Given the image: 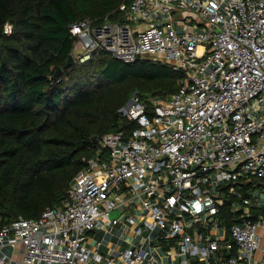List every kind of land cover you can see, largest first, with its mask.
<instances>
[{"label":"built area","instance_id":"2783aa9c","mask_svg":"<svg viewBox=\"0 0 264 264\" xmlns=\"http://www.w3.org/2000/svg\"><path fill=\"white\" fill-rule=\"evenodd\" d=\"M119 12L121 22L70 26L75 62L105 53L166 64L184 74L178 92L150 104L133 95L119 109L132 130L100 139L63 207L0 223V248L21 246L17 264H158L159 249L181 264H253L264 228V0H133ZM115 225L139 243L109 257L87 246Z\"/></svg>","mask_w":264,"mask_h":264},{"label":"trees","instance_id":"16d2710c","mask_svg":"<svg viewBox=\"0 0 264 264\" xmlns=\"http://www.w3.org/2000/svg\"><path fill=\"white\" fill-rule=\"evenodd\" d=\"M132 1L0 0L1 225L63 207L100 139L134 127L119 113L133 95L150 104L178 92L184 74L162 63L127 64L99 53L64 68L75 47L73 23L121 22L119 7Z\"/></svg>","mask_w":264,"mask_h":264},{"label":"crops","instance_id":"0c3cea01","mask_svg":"<svg viewBox=\"0 0 264 264\" xmlns=\"http://www.w3.org/2000/svg\"><path fill=\"white\" fill-rule=\"evenodd\" d=\"M253 211L260 212L254 208ZM121 215H123L121 210H115L110 213V218L117 219ZM259 236L261 238V250L255 254L253 264H264V228L259 230ZM134 241L139 243L138 240L136 241L130 226L115 225L110 230H94L90 232L87 238V246L92 249L99 242L101 243L100 254L104 257H109L129 247ZM170 251L169 249L153 251L156 254L158 264H181L182 259L175 257L173 253L169 254ZM0 252L8 258L7 264H17L21 259L23 249L21 246L16 248L3 247L0 248ZM116 264H121L120 260H117Z\"/></svg>","mask_w":264,"mask_h":264},{"label":"water","instance_id":"95a60500","mask_svg":"<svg viewBox=\"0 0 264 264\" xmlns=\"http://www.w3.org/2000/svg\"><path fill=\"white\" fill-rule=\"evenodd\" d=\"M75 64V59H74V57H73V55H71L70 57H69V60H68V62L66 63V65H65V69H68V68H70L72 65H74ZM61 73H62V69L61 68H59L58 70H57V72H56V74L54 75V78H57V77H59L60 75H61Z\"/></svg>","mask_w":264,"mask_h":264},{"label":"rangeland","instance_id":"374dc122","mask_svg":"<svg viewBox=\"0 0 264 264\" xmlns=\"http://www.w3.org/2000/svg\"><path fill=\"white\" fill-rule=\"evenodd\" d=\"M74 57V56H73Z\"/></svg>","mask_w":264,"mask_h":264}]
</instances>
